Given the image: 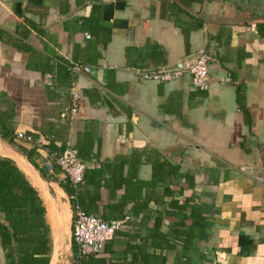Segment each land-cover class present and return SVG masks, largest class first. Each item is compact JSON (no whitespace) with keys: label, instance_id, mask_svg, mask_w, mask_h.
<instances>
[{"label":"crops","instance_id":"obj_1","mask_svg":"<svg viewBox=\"0 0 264 264\" xmlns=\"http://www.w3.org/2000/svg\"><path fill=\"white\" fill-rule=\"evenodd\" d=\"M95 8L109 34L104 46L95 47L99 56L90 71L73 78L70 90L80 96L70 115V79L62 63L89 53L83 47L93 37H84L82 21ZM260 24L264 0H0V131L9 128L11 141L0 137V156L27 161L31 150L34 163L54 177L44 180L33 168L61 206L62 228L33 170L12 158L42 201L51 250L60 233V247L69 250L62 255L71 264L72 212L57 182L63 173H52L53 156L61 145L88 139L94 182L83 186L86 211L104 220L128 215L97 256L122 259L126 245L151 225L154 201L166 190V199L182 202L191 195L207 208L203 239H194L181 257L192 264H264ZM204 42L213 54L206 90L193 88L187 73L157 82L132 70L170 65ZM164 212L166 223L182 220L177 210ZM59 255L56 264H68ZM173 258L169 254L167 263Z\"/></svg>","mask_w":264,"mask_h":264},{"label":"trees","instance_id":"obj_2","mask_svg":"<svg viewBox=\"0 0 264 264\" xmlns=\"http://www.w3.org/2000/svg\"><path fill=\"white\" fill-rule=\"evenodd\" d=\"M92 13V17L89 18L90 22L88 20L85 23V19L82 21L85 24V32L91 34L93 37V39L87 40L83 47V50H88L89 53L82 60L75 61L89 67L94 65L96 58L99 56L95 47L98 43L104 46L109 34L108 29L98 23L100 20L99 9L95 8ZM258 31L261 36H264V26L262 24L258 26ZM206 54L208 56V69V64L213 54L211 55L207 51ZM72 62L74 61L62 63V70L67 79H70V83L68 82V95L70 98L71 93L69 90L73 85V78L77 76L70 71ZM236 102L239 104V108L243 110L244 120L249 122L250 114L245 106L243 97L237 96ZM70 105L71 103L69 102L66 111ZM5 130L4 132L0 131L1 138L7 137L9 128L6 127ZM6 140H8V143H11L8 138ZM65 147L67 146L61 145L59 152ZM69 147L76 150L77 156L83 162L82 177L74 185L66 177L57 182L67 195L69 203H75L83 211L87 212L84 207L83 186L86 183L94 182L91 168L87 164L92 152V142L88 139L81 142L76 141L73 145H69ZM31 155V150L25 153L27 161L38 171L40 177L44 180H53L54 177L52 175L47 174L45 170L34 163ZM57 172H60L58 165L57 167H52V173ZM167 196L169 194L164 190L161 198L154 201L158 209L155 210L156 214L152 219L151 225L146 227L142 234L136 235V243H128L126 245V250H130L128 253L129 260L125 259V250L124 255L121 256L122 259H114L115 257L111 255L106 258L97 256V254H91L80 257L77 264H169L166 258L171 253L174 254L171 264H192L189 257H181L179 252L187 249L194 239H203L204 231L210 225L207 218L203 215L207 208L196 203L194 197L191 195L182 202L171 198L166 199ZM136 206V210L141 208L140 205ZM165 208L181 212L182 220L179 223H166L164 221ZM44 212V206L38 192L30 183L25 173L18 168L11 158L0 156V251L3 259L2 264H48L51 253V235ZM166 213L168 214V211ZM109 243L111 241H106L100 252L107 251L106 246ZM70 250L73 255L75 248L72 242ZM71 264L75 263L71 261Z\"/></svg>","mask_w":264,"mask_h":264},{"label":"built area","instance_id":"obj_3","mask_svg":"<svg viewBox=\"0 0 264 264\" xmlns=\"http://www.w3.org/2000/svg\"><path fill=\"white\" fill-rule=\"evenodd\" d=\"M84 37L88 38L89 34L84 33ZM208 56L204 51L196 60L195 64L184 70L163 71L141 74L143 78L157 82H167L180 77L187 73L190 76V82L193 88L197 90H206L209 84V76L207 69ZM70 71L73 74H82L90 71L88 65L72 62ZM223 79V76H220ZM71 105L67 112L72 115L78 110L79 92L75 89L70 90ZM17 138L25 141H31L29 135L20 132L15 134ZM54 161L63 173L64 177L74 185L80 181L84 169L83 162L77 156V152L72 147H65L61 152L54 156ZM72 212L70 221V236L74 245V254L71 261L75 264L78 259L84 255L97 254L101 251L103 244L112 236V234L121 229L128 220V215L118 218L101 219L100 217L83 211L77 204H70Z\"/></svg>","mask_w":264,"mask_h":264},{"label":"water","instance_id":"obj_4","mask_svg":"<svg viewBox=\"0 0 264 264\" xmlns=\"http://www.w3.org/2000/svg\"><path fill=\"white\" fill-rule=\"evenodd\" d=\"M205 45H206V42H204V44L200 48H198L197 50L185 55L184 57H182L180 59H177L176 61H174L170 65L158 66V67H154L151 69L132 68V70L137 72V73H140V74H147V73H154V72L189 69L195 64L198 57L205 51ZM9 158H11V157H9ZM59 238H60V236H59ZM70 238H71V236H70ZM52 250H51V253H52ZM58 251H60V247L58 249H56V255L57 256H58ZM51 253H50V258H49L48 264H51Z\"/></svg>","mask_w":264,"mask_h":264},{"label":"bare ground","instance_id":"obj_5","mask_svg":"<svg viewBox=\"0 0 264 264\" xmlns=\"http://www.w3.org/2000/svg\"><path fill=\"white\" fill-rule=\"evenodd\" d=\"M12 158L15 161H18L20 163H23L24 165L28 166L29 168H31L33 170V172L35 173V175L37 176V178L39 179L41 186L43 188L44 194L47 198V200L49 201V203L52 205V207L54 208L56 214H57V218L60 224V227L62 228V226L65 224V221L63 219V217L61 216L60 210L59 208L61 207L53 197H51L49 195V193L47 192V190L45 189V183L44 181L38 176L37 172L33 169V167L23 158L21 157H16V156H12ZM60 233L57 237V242L56 245L53 247L52 253H51V264H56V260H57V255H56V249H58L60 247Z\"/></svg>","mask_w":264,"mask_h":264},{"label":"rangeland","instance_id":"obj_6","mask_svg":"<svg viewBox=\"0 0 264 264\" xmlns=\"http://www.w3.org/2000/svg\"><path fill=\"white\" fill-rule=\"evenodd\" d=\"M66 248L67 247H65L63 244H61V247H60L61 250H60V252L58 251V255L60 254L59 257H58V260L59 261L62 260L63 262H66V263L70 264V262L67 261V258L64 255H62V254H65V253L68 254L69 250H66Z\"/></svg>","mask_w":264,"mask_h":264}]
</instances>
